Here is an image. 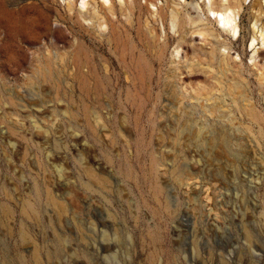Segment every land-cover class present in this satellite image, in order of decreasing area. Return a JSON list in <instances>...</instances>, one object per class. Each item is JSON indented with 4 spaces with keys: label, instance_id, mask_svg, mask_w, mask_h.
<instances>
[{
    "label": "rangeland",
    "instance_id": "obj_1",
    "mask_svg": "<svg viewBox=\"0 0 264 264\" xmlns=\"http://www.w3.org/2000/svg\"><path fill=\"white\" fill-rule=\"evenodd\" d=\"M69 1L0 0V264H264V0Z\"/></svg>",
    "mask_w": 264,
    "mask_h": 264
},
{
    "label": "bare ground",
    "instance_id": "obj_2",
    "mask_svg": "<svg viewBox=\"0 0 264 264\" xmlns=\"http://www.w3.org/2000/svg\"><path fill=\"white\" fill-rule=\"evenodd\" d=\"M81 1L80 4V14L83 17H87L89 14H94L98 17L97 21V27L101 29V34L106 35L110 33L111 29L113 28V22L112 19L108 16L106 17H100V12L104 11L108 14H111L115 16L116 14V8L118 6L116 0H70L69 1V7L75 8L77 3ZM186 1V0H184ZM245 1L246 0H204L203 2V9L204 11H208L213 15L214 19L220 23V27H222L225 31L229 33L236 34L240 30V23L238 19L241 16V12L245 8ZM258 1V0H257ZM256 1V3H257ZM260 1V0H259ZM166 3L173 2L176 7H179L181 5L180 1L175 0H165ZM253 2V0H251ZM138 3V0H119V7L122 12L126 13V16L129 17L132 15L133 8H135L136 4ZM147 4H150L153 6L152 15L154 17L159 16V10L156 6V3L154 0H147ZM255 4V3H254ZM257 4H255L256 6ZM259 5V4H258ZM254 6V7H255ZM198 9V6H194ZM257 7V6H256ZM260 8L257 11V17L253 24L254 29V37L251 42V47H255L258 44L259 38L261 39V42L264 46V25L262 26L260 24V17L264 15V6L260 4ZM179 8H175L172 10V18L175 19V12H178ZM204 14L200 15V20L203 22L204 26L206 27V30L210 32L213 36L216 35V31L212 30L210 26L211 17H203ZM172 27L175 28L176 24L175 22H172ZM259 33V37L257 34ZM258 53L260 51L256 50L255 53ZM264 56V50L261 51ZM178 56L180 55V51H177Z\"/></svg>",
    "mask_w": 264,
    "mask_h": 264
}]
</instances>
